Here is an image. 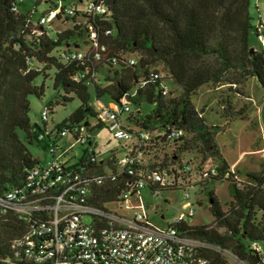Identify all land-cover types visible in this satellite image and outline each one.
<instances>
[{
  "label": "trees",
  "instance_id": "obj_1",
  "mask_svg": "<svg viewBox=\"0 0 264 264\" xmlns=\"http://www.w3.org/2000/svg\"><path fill=\"white\" fill-rule=\"evenodd\" d=\"M17 1L0 0V194L23 184L29 170L42 161L29 151L19 132L24 133L27 143L36 142L46 150L53 140L77 139V128L87 120L89 132L105 125L99 119L100 104L121 106L124 102L132 109L125 111L126 124L164 132L144 150L147 167L164 168L180 162L182 153L192 148L203 156L198 169L208 171L204 182L198 184L202 190L217 181L229 182L231 202L227 210L215 189L207 190L217 227L182 222L179 229L232 249L250 264H263L264 166L260 171H247L244 181L237 180L215 141L218 127L207 124L192 101V95L208 83L255 78L264 89V49H256L249 41L255 28L251 0H35L26 12L13 9ZM89 1L102 4L105 11L79 10ZM41 6L43 10H39ZM57 8L59 24L70 21L71 26L51 35L50 26L41 24L40 17ZM67 8L75 13H65ZM255 33L259 38L258 27ZM75 51L83 52V58L69 57ZM158 64L181 87L177 97L163 92L165 78L156 68ZM103 67L109 72L107 84L99 87L96 82ZM49 71L50 80L46 77ZM49 86L57 96L62 93V99L45 104L48 118L41 115V124L33 123L29 97H42ZM75 100L76 107L61 122L49 120L55 105ZM144 102L154 107L143 116ZM90 118L97 121L92 126ZM173 128L184 133L170 142L166 137ZM62 129L67 132L64 138L59 135ZM206 155L217 162L207 160ZM188 160L193 164L197 161L194 157ZM79 161L92 173L103 172L102 166L87 156ZM126 179L122 175L117 181L106 179L103 185L93 187L90 202L102 206L119 201ZM25 229L17 215L0 212V251ZM255 243L260 250L253 248Z\"/></svg>",
  "mask_w": 264,
  "mask_h": 264
},
{
  "label": "built area",
  "instance_id": "obj_2",
  "mask_svg": "<svg viewBox=\"0 0 264 264\" xmlns=\"http://www.w3.org/2000/svg\"><path fill=\"white\" fill-rule=\"evenodd\" d=\"M13 9H19V0ZM79 10L103 13L105 7L89 1ZM59 12L57 8L44 13L40 23L52 24ZM65 13L73 15L75 11L67 8ZM91 35L96 38L94 31ZM259 39L264 48L262 32ZM83 56L81 51L69 55L76 59ZM130 61L135 62L134 59ZM163 92H169L166 85ZM125 111L132 109L124 102L121 106L100 104L98 111L99 119L113 136L125 142L122 154L100 156L88 136L85 121L77 128L80 134L72 144L65 147L60 141H51L46 149L49 158L33 166L19 187L0 194V212H12L26 225L24 232L0 251V264H250L232 249L179 229L180 223H188V217L195 214L190 190L204 182L208 171L198 169L183 157L180 162L176 160L164 168L147 167L144 150L164 132L123 123L121 114ZM41 115L45 120L48 118L47 107ZM183 133V129L173 128L166 139L173 142ZM66 134L65 129L59 132L61 138ZM77 142L87 145L80 158L87 156L88 160L95 161L102 166V173L84 169L79 159L75 163L63 161ZM111 160L113 162L109 164ZM210 170L212 174L216 173L214 167ZM122 175L128 178L119 195L125 212L113 208L112 204L118 201L102 206L90 202L93 187L103 185L106 179L117 181ZM173 187L184 190L188 200L183 204L186 211H180L171 222L159 225L150 219L141 191L150 188L152 196L158 199ZM133 198L140 204L132 203ZM152 207L160 208V204ZM253 248L260 250L256 243ZM262 262L264 264V256Z\"/></svg>",
  "mask_w": 264,
  "mask_h": 264
},
{
  "label": "rangeland",
  "instance_id": "obj_3",
  "mask_svg": "<svg viewBox=\"0 0 264 264\" xmlns=\"http://www.w3.org/2000/svg\"><path fill=\"white\" fill-rule=\"evenodd\" d=\"M35 0H19V9L21 12H26L34 3ZM83 8L84 5H81ZM43 10V6L39 8ZM251 10L254 14V24L260 27V31L264 34V0H251ZM38 16H35V19ZM51 35L56 30L62 31L71 26L70 21H65L59 24L56 20L50 24ZM250 43L259 50L264 49L261 40L256 36L254 30L250 33ZM156 68L161 69V74L165 78L163 83L168 88L167 97H177L181 92V87L178 86L171 78L170 74L163 68L162 64H158ZM51 71L46 76H51ZM108 68L103 67L96 82L99 87H104L107 84L105 80L108 74ZM50 78H48L50 80ZM50 85L51 82L47 81ZM93 88L91 86V97L93 98ZM52 90L51 86L47 87L42 97L34 95L29 97L30 111L29 116L33 123L41 124V112L45 104L50 100H61L60 96ZM107 97H104V101ZM192 101L195 108L201 112L207 124L214 125L218 129L214 132L215 141L219 147L220 153L227 160L231 171L236 172L235 178L240 181L246 179L247 171H260L264 166V89L257 83L255 78H248L239 83H208L200 87V89L192 95ZM77 101L68 102L66 105L57 104L54 106V113L49 116V120L53 122H61L67 117L76 107ZM154 107L153 104L144 102L141 105V115H146ZM136 109V107H133ZM127 113L121 114V120L126 123ZM97 121L95 118H90V123L93 125ZM21 139L26 143L29 151L34 157L45 160L49 158L48 153L44 148L36 142L30 144L25 140L23 132H19ZM92 145L103 156L111 154V151L117 149L118 154H122L124 141L113 136L106 125L94 128L88 134ZM188 134L187 138L190 139ZM65 147H68L74 141L66 138L62 141ZM87 147L86 144L77 142L72 151L63 157V161L75 163L82 156L83 150ZM182 157L187 159L194 157L198 166V162L202 159V155L197 153L196 149H189L182 153ZM209 161L217 162L215 157H205ZM214 188L224 210L229 208L231 202L230 187L228 181H217L208 186V189ZM207 190H202L199 185L191 188L190 201L194 204L195 214L188 217V223L191 226L209 225L217 227L215 219L210 212L209 198ZM143 204L146 206L150 219L159 224L164 225L166 222H171L180 211H186L183 204L188 200L185 198V192L182 189L166 190L161 197L155 199L150 191V188H144L141 191ZM134 204H140L136 198L131 200ZM153 204H160V208L154 209ZM113 208L125 212L123 203L118 201L112 204ZM163 217L160 219L159 217ZM219 231L224 232V227H219ZM262 253L264 255V242L261 243Z\"/></svg>",
  "mask_w": 264,
  "mask_h": 264
},
{
  "label": "crops",
  "instance_id": "obj_4",
  "mask_svg": "<svg viewBox=\"0 0 264 264\" xmlns=\"http://www.w3.org/2000/svg\"><path fill=\"white\" fill-rule=\"evenodd\" d=\"M254 25H255V24H254ZM257 27H258V29H259V32H261V31H260V27H259V26H256V25H255V28L253 29V30H254V32H256V31H257ZM255 48H256V47H255ZM256 49H257V48H256ZM258 50H259V49H258Z\"/></svg>",
  "mask_w": 264,
  "mask_h": 264
},
{
  "label": "water",
  "instance_id": "obj_5",
  "mask_svg": "<svg viewBox=\"0 0 264 264\" xmlns=\"http://www.w3.org/2000/svg\"><path fill=\"white\" fill-rule=\"evenodd\" d=\"M88 123H89V122H88V120H87V121L85 122V124L88 125Z\"/></svg>",
  "mask_w": 264,
  "mask_h": 264
}]
</instances>
